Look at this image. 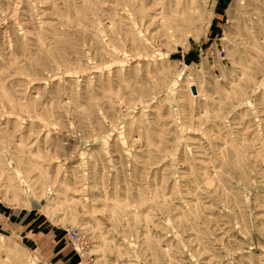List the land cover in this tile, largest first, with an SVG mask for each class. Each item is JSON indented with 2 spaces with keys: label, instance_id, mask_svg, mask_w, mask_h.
Masks as SVG:
<instances>
[{
  "label": "rangeland",
  "instance_id": "obj_1",
  "mask_svg": "<svg viewBox=\"0 0 264 264\" xmlns=\"http://www.w3.org/2000/svg\"><path fill=\"white\" fill-rule=\"evenodd\" d=\"M0 264H264V0H0Z\"/></svg>",
  "mask_w": 264,
  "mask_h": 264
},
{
  "label": "built area",
  "instance_id": "obj_2",
  "mask_svg": "<svg viewBox=\"0 0 264 264\" xmlns=\"http://www.w3.org/2000/svg\"><path fill=\"white\" fill-rule=\"evenodd\" d=\"M69 237L72 240L74 246H76V245H81L82 246V239H81V236H80L79 232L70 231L69 232Z\"/></svg>",
  "mask_w": 264,
  "mask_h": 264
}]
</instances>
